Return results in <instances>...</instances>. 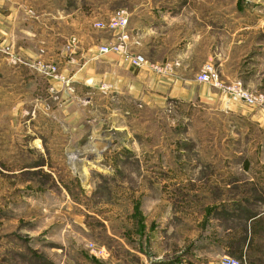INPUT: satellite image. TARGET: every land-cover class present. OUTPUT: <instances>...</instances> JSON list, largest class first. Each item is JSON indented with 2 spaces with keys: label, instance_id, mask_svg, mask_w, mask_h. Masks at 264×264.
Wrapping results in <instances>:
<instances>
[{
  "label": "rangeland",
  "instance_id": "rangeland-1",
  "mask_svg": "<svg viewBox=\"0 0 264 264\" xmlns=\"http://www.w3.org/2000/svg\"><path fill=\"white\" fill-rule=\"evenodd\" d=\"M182 1L0 0V264H264V163L223 159L264 154L246 142L264 135L249 114L220 110L219 92L236 97L208 85L213 101L170 98V71L118 54L152 89L86 65L111 55L96 47L115 33L95 24L118 9L127 54L170 63L167 17ZM223 173L233 184L220 189Z\"/></svg>",
  "mask_w": 264,
  "mask_h": 264
},
{
  "label": "crops",
  "instance_id": "crops-1",
  "mask_svg": "<svg viewBox=\"0 0 264 264\" xmlns=\"http://www.w3.org/2000/svg\"><path fill=\"white\" fill-rule=\"evenodd\" d=\"M172 9L167 17L170 34L168 33L166 48V59L172 67L169 76L170 98L213 101L214 99L211 98L213 93H207L212 88L206 84H198L195 80L201 67L206 63L214 66L223 83H240L242 88L250 92L262 91L264 88V0H183L181 6ZM154 15L155 12L149 11L145 17L153 18ZM148 30H152V26L138 25L137 32L144 34ZM140 41H144L143 36H140ZM97 59L99 58H90L86 63L94 79L107 84H112L109 79L117 80L120 83L119 89L134 79L135 82L145 83V86L149 84L152 89V81L135 70L136 68H122V60L116 55L105 56L103 62H95ZM99 67L103 68L102 73L98 71ZM146 67L149 69L148 65L141 68ZM132 72L138 73L133 77L129 74ZM96 73L99 75H95ZM107 74L112 75L113 78L107 77ZM219 94L217 99V94L214 93L216 95L214 98L221 103V111L237 113L239 116L249 114L247 120L251 121V130L264 133V109L246 110L240 100L230 98L221 92ZM259 137L256 139L255 135L247 136L246 142L253 146V152L257 150V146L264 147V135ZM223 159L240 160L247 168L250 164L264 163V154H236ZM226 174L218 176L216 185L220 189L229 188L233 184L232 180L222 181L223 175ZM230 175H233L232 172ZM248 181L252 183L255 179L250 177ZM212 205L217 207L219 204L212 203L208 207ZM231 207L224 206L223 210L222 207L218 209L222 210L223 214H228L232 211ZM256 219L258 217H251L249 221Z\"/></svg>",
  "mask_w": 264,
  "mask_h": 264
},
{
  "label": "built area",
  "instance_id": "built-area-1",
  "mask_svg": "<svg viewBox=\"0 0 264 264\" xmlns=\"http://www.w3.org/2000/svg\"><path fill=\"white\" fill-rule=\"evenodd\" d=\"M95 27L100 30L111 31L115 33V42L110 44H101L96 47L97 55H107V54H118L125 57V60L133 68H141L142 66L148 65L153 71H170V63L158 65L150 64L146 58L142 55L127 54V42L129 39L127 28H128V13L124 10L118 9L109 14L105 22H100L95 24ZM38 69L49 73L57 72L56 66H46L43 64L38 65ZM196 82L199 84H206L222 90L240 100L248 108H261L264 109V92L263 93H249L244 90L240 83H223L214 66L211 63L204 64L199 73L195 78ZM219 264H239L233 258L224 257Z\"/></svg>",
  "mask_w": 264,
  "mask_h": 264
}]
</instances>
